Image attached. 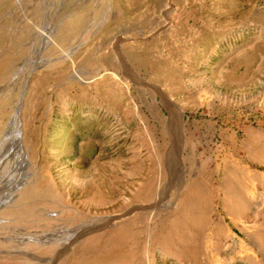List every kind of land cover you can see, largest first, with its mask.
<instances>
[{
  "label": "rangeland",
  "instance_id": "1",
  "mask_svg": "<svg viewBox=\"0 0 264 264\" xmlns=\"http://www.w3.org/2000/svg\"><path fill=\"white\" fill-rule=\"evenodd\" d=\"M181 38L190 49L205 48L206 59L216 54L210 59L215 66L201 65L204 75L185 85L188 102L198 105L185 112V149L175 108L164 98L182 85L173 64ZM260 45L264 52V0H0V52L12 63L0 84V197L6 194L0 200V252L56 264L86 232L153 206L173 208L188 177H181L180 162L211 180L220 139L222 146H233L235 163L264 174V61L261 67L255 58ZM237 47L249 54L242 61L254 59L248 74L236 69ZM104 51L140 73L134 81L116 80L121 97L108 93L110 77L97 79L98 70L111 67ZM54 63L61 68L50 72ZM184 71L187 76L190 70ZM114 108L115 115L104 112ZM15 112L21 129L8 136ZM200 124L203 134L195 130ZM246 125L260 128L263 142L254 151L262 148V160H249L244 152ZM20 134L28 164L19 162ZM193 147L203 155L201 163ZM163 150L168 195L149 203L156 173L152 153ZM223 152L217 154L221 160ZM259 191L247 216H223L228 236L211 237L222 213L214 203L202 237H135L131 261L124 237H103L105 263L264 264V183Z\"/></svg>",
  "mask_w": 264,
  "mask_h": 264
},
{
  "label": "crops",
  "instance_id": "2",
  "mask_svg": "<svg viewBox=\"0 0 264 264\" xmlns=\"http://www.w3.org/2000/svg\"><path fill=\"white\" fill-rule=\"evenodd\" d=\"M177 45V51L175 54V61L173 60V64L177 65L175 70L177 75V82H182V85H178V92L174 95V93H170L169 95H164L165 100L170 98L172 102H174V108L178 116V128L181 130L180 139L182 149L186 147V140L189 135L186 136V128H185V112L197 111L198 105H191L188 101V97L186 95V86L187 83H191L197 81L196 79L203 73H200L199 68L201 65H205L208 61L209 67L215 66L212 64L210 59H216V54L212 53L208 55V59L203 56L205 52V48H202L200 45H196L192 49L188 47L181 38V41ZM261 44V43H260ZM259 46V44H257ZM4 46V45H3ZM1 47V46H0ZM263 46L260 45V51H256L255 58L258 62L260 59V65L263 66L264 61V52L262 51ZM3 50L0 52V84L4 83L8 77L10 72L11 62L8 61L7 58L2 56ZM236 52V53H235ZM235 55H241L239 60L240 62L237 65L236 69L242 68L243 74H248L252 67L255 68L254 59L251 61L249 59L242 61L245 54L249 55L245 48L237 47L235 50ZM255 52V51H254ZM146 53V50H145ZM151 52H149L150 54ZM230 56H233V54ZM148 54V56H149ZM202 54V55H201ZM104 57L108 58V61H111L110 68H102L97 71L99 76L97 79L102 77V81L104 82L105 77H110L111 82L113 84L112 88L107 86L108 93L112 94V97H121L120 94L115 92V83L118 81H134V78L139 76V71L134 67L133 69L130 67H126L122 61L117 62V57L113 54L110 56L106 54L104 51ZM147 56V54H145ZM253 57V56H252ZM128 66H130L131 62H128ZM60 65V64H58ZM56 63L50 68V72L54 69H59L61 67ZM134 65V64H133ZM190 70L187 76L185 75L184 67ZM136 71V72H135ZM210 73L215 74V71H211ZM65 78V77H64ZM63 78V79H64ZM143 78V77H141ZM67 79V77L65 78ZM145 81H149L148 79L143 78ZM84 83V82H82ZM186 85V86H185ZM189 87V86H188ZM66 91V88H65ZM161 95V97H162ZM172 98H175L174 101ZM115 100V99H114ZM167 103L169 101L166 100ZM177 107L180 109H177ZM171 108V109H174ZM104 112H108L109 114L115 115L118 112H115L114 109H109ZM130 113V111H128ZM136 113V111H132ZM157 112H160L161 116L163 114L162 109H157ZM50 113V112H49ZM169 117V112L167 119ZM29 121V120H28ZM30 122V121H29ZM164 123V120H163ZM30 125V123H29ZM165 125V124H164ZM5 126V118L0 120V130ZM216 124L210 123L208 125L209 131L211 129L214 131L213 135H215ZM164 128V127H162ZM227 128V127H225ZM191 129V128H190ZM205 126L200 124L197 130L198 134H203V130ZM245 130V138L241 141L242 147L246 156L249 160L256 159L262 160L263 154L261 149L254 151V146H258L262 144L263 140L260 138V143H258L259 137H261L260 128H253L251 125H246L243 127ZM256 133H253V132ZM212 135V136H213ZM220 135V134H219ZM226 136V135H220ZM232 138V134L229 135ZM211 140V139H210ZM256 140V145L255 141ZM201 141V140H199ZM222 139H220L219 144L215 145V150L217 151L215 154V158L217 161L215 162L216 170L211 175V180H202L197 174L190 169L186 170V165L184 162L181 164V177L184 172L188 173L187 181L185 182L180 189L179 192L176 190L177 200L173 205V208H168V206L157 205L149 208L146 213L141 214H125L122 217L115 219L109 226L104 229H100L98 231L86 232L80 236V240L71 247L70 251L62 254L56 264H106V258L104 257V247H103V237H124V243H127V257L131 261L134 259V248H135V237H202L201 225L210 222V215L213 209H217L214 206V203L217 204L222 213H219L214 220V223L211 226L212 233L211 237H224L230 235L229 229L224 223L223 218L226 216L227 219H232L233 221H237L238 218L244 217L248 215L249 209L252 208V203L255 198H257L262 191H259V185L261 189H263L264 183V174L254 168L249 167L247 164L239 165L238 162L235 163L234 159L230 158L233 156V146L225 144L222 146ZM189 143H187L188 146ZM151 146V145H150ZM202 149V148H201ZM165 150V149H164ZM160 151L157 153H152L154 167L156 168V173L154 174V184L150 190V196L147 199L149 203H153V200L160 194L164 196L168 195L166 187V183L168 181L166 167H165V151ZM224 151L225 159H220L217 154ZM193 156H197L199 158V163L203 160V155L201 153L196 154V149L193 147ZM263 151V150H262ZM189 154H192V151H188ZM211 158V157H210ZM121 159V158H120ZM193 165L196 167L197 160H192ZM198 163V165H199ZM238 163V164H237ZM117 166V165H116ZM192 166V167H194ZM118 172H121V165L116 167ZM218 168V169H217ZM193 169V168H191ZM120 177V176H116ZM215 179V182L212 180ZM200 180L203 182L201 183ZM190 188V190H189ZM174 190H171V192ZM175 195V193H174ZM256 196V197H255ZM175 197V198H176ZM168 196L164 199L167 200ZM175 201V199H174ZM173 201V202H174ZM168 205V204H167ZM258 209V208H257ZM143 214V215H142ZM134 216H137L136 218ZM140 216V217H139ZM224 216V217H223ZM95 223V222H93ZM56 232V231H55ZM114 242V241H113ZM195 243V241L193 242ZM126 256H124L125 258ZM117 258V257H116ZM130 263V262H129ZM0 264H38L36 261H30L26 259H22L19 255L11 254L9 252H0ZM113 264H121L120 259H116L113 261Z\"/></svg>",
  "mask_w": 264,
  "mask_h": 264
},
{
  "label": "bare ground",
  "instance_id": "3",
  "mask_svg": "<svg viewBox=\"0 0 264 264\" xmlns=\"http://www.w3.org/2000/svg\"><path fill=\"white\" fill-rule=\"evenodd\" d=\"M70 52V51H69ZM66 55H68V54H66ZM21 99H20V101H19V103H18V105H22V101H23V97H24V90L21 92ZM169 101H170V104H172L173 106H174V102H172V100L171 99H169ZM175 107V106H174ZM177 109H179L178 107H177ZM180 110V109H179ZM20 112V111H19ZM11 119H12V125H10V130H9V133H8V136H10V135H13L14 134V132H17L18 131V129L20 130L21 129V127H20V123H19V120H18V118H17V112H15V114H13V115H11ZM21 138H20V142H19V147H20V149H21V151H22V154L20 155V159H19V162L21 161L22 162V164H28V161H27V155L25 154V148H24V144H23V136L20 134L19 135ZM9 138V137H8ZM8 140V139H7ZM3 144L4 143H0V147H1V145L3 146ZM14 145H16V144H14ZM12 146H13V144H12ZM26 173L27 172H25V174H24V177L26 176ZM22 182L24 181V179L23 180H21ZM20 185V182H18L17 183V185H16V187H18ZM15 187V188H16ZM3 188V187H2ZM7 196H9V195H7ZM12 198L15 196L14 194H12V195H10ZM0 200H6V194H5V196L3 195L2 197H0ZM6 205V204H5ZM0 221H1V219H0ZM36 238H38V239H35V240H38V241H41V237H36ZM23 240H26V241H28V240H31V237H24L23 238Z\"/></svg>",
  "mask_w": 264,
  "mask_h": 264
}]
</instances>
